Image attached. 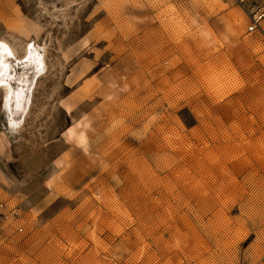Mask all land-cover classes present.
Here are the masks:
<instances>
[{
    "label": "rangeland",
    "instance_id": "rangeland-1",
    "mask_svg": "<svg viewBox=\"0 0 264 264\" xmlns=\"http://www.w3.org/2000/svg\"><path fill=\"white\" fill-rule=\"evenodd\" d=\"M246 25L234 0H0V264H264Z\"/></svg>",
    "mask_w": 264,
    "mask_h": 264
},
{
    "label": "built area",
    "instance_id": "built-area-1",
    "mask_svg": "<svg viewBox=\"0 0 264 264\" xmlns=\"http://www.w3.org/2000/svg\"><path fill=\"white\" fill-rule=\"evenodd\" d=\"M236 6L244 14L249 34L259 32L264 36V0H234Z\"/></svg>",
    "mask_w": 264,
    "mask_h": 264
},
{
    "label": "bare ground",
    "instance_id": "bare-ground-1",
    "mask_svg": "<svg viewBox=\"0 0 264 264\" xmlns=\"http://www.w3.org/2000/svg\"><path fill=\"white\" fill-rule=\"evenodd\" d=\"M27 48L29 47V45L26 46ZM26 48V52L30 53ZM13 52V50L11 49V47H9L6 43L1 42L0 41V74L2 73V71L4 70V68L6 67L5 64V56H11V53ZM65 110H69V106L66 105L64 106ZM83 148L85 149V146H83Z\"/></svg>",
    "mask_w": 264,
    "mask_h": 264
}]
</instances>
